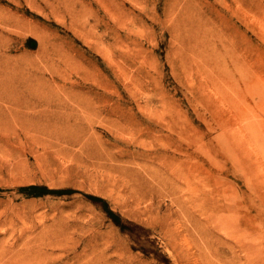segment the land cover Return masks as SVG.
<instances>
[{
    "label": "rangeland",
    "instance_id": "374dc122",
    "mask_svg": "<svg viewBox=\"0 0 264 264\" xmlns=\"http://www.w3.org/2000/svg\"><path fill=\"white\" fill-rule=\"evenodd\" d=\"M0 32V264H264V0H0Z\"/></svg>",
    "mask_w": 264,
    "mask_h": 264
},
{
    "label": "bare ground",
    "instance_id": "6f19581e",
    "mask_svg": "<svg viewBox=\"0 0 264 264\" xmlns=\"http://www.w3.org/2000/svg\"><path fill=\"white\" fill-rule=\"evenodd\" d=\"M9 20H10V19H9ZM0 33H1V32H0ZM1 34H2V33H1ZM1 87H2V81L0 80V97H1V94H2V93L4 94V92H5V91L2 90ZM1 92H2V93H1ZM5 95H6V94H5ZM6 96H7V95H6ZM3 97H4V95H3ZM9 106H11V105H9ZM5 108H6V107H5ZM14 108H15V107H13V109H10V110H13V111H11V112H13V115L15 116V114H17V113H15ZM8 109H9V108H8ZM62 117H63V116H62ZM64 118H65V117H64ZM16 120H17V118H16ZM22 124H23V123H22Z\"/></svg>",
    "mask_w": 264,
    "mask_h": 264
}]
</instances>
